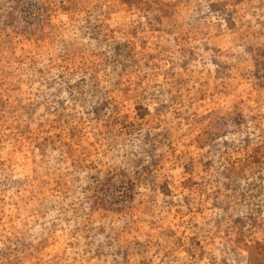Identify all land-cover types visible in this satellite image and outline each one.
<instances>
[{
	"label": "rangeland",
	"instance_id": "obj_1",
	"mask_svg": "<svg viewBox=\"0 0 264 264\" xmlns=\"http://www.w3.org/2000/svg\"><path fill=\"white\" fill-rule=\"evenodd\" d=\"M0 264H264V0H0Z\"/></svg>",
	"mask_w": 264,
	"mask_h": 264
}]
</instances>
